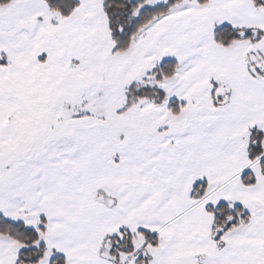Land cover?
Returning a JSON list of instances; mask_svg holds the SVG:
<instances>
[{
	"label": "snow or ice",
	"instance_id": "6c2138e0",
	"mask_svg": "<svg viewBox=\"0 0 264 264\" xmlns=\"http://www.w3.org/2000/svg\"><path fill=\"white\" fill-rule=\"evenodd\" d=\"M0 264H264V0H0Z\"/></svg>",
	"mask_w": 264,
	"mask_h": 264
}]
</instances>
